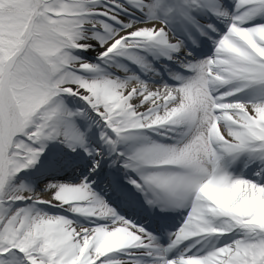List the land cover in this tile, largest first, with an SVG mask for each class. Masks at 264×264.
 Segmentation results:
<instances>
[{"label": "snow or ice", "instance_id": "obj_1", "mask_svg": "<svg viewBox=\"0 0 264 264\" xmlns=\"http://www.w3.org/2000/svg\"><path fill=\"white\" fill-rule=\"evenodd\" d=\"M0 264H264V0H0Z\"/></svg>", "mask_w": 264, "mask_h": 264}]
</instances>
